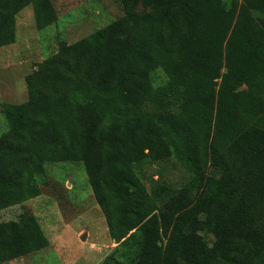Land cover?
I'll return each mask as SVG.
<instances>
[{"label":"trees","instance_id":"obj_1","mask_svg":"<svg viewBox=\"0 0 264 264\" xmlns=\"http://www.w3.org/2000/svg\"><path fill=\"white\" fill-rule=\"evenodd\" d=\"M121 1L3 110L0 210L80 160L118 243L101 264H264V0ZM30 4L54 21L52 0H0V46ZM173 156L186 183L148 189L136 167ZM48 244L35 215L0 220V264Z\"/></svg>","mask_w":264,"mask_h":264},{"label":"rangeland","instance_id":"obj_2","mask_svg":"<svg viewBox=\"0 0 264 264\" xmlns=\"http://www.w3.org/2000/svg\"><path fill=\"white\" fill-rule=\"evenodd\" d=\"M55 19L40 26L30 4L15 15L12 37L0 46V138L7 132L3 110L30 97L28 76L47 60L60 55L94 31L127 13L121 0H52ZM143 11L142 6L134 10ZM160 69L155 76L161 75ZM148 189L152 185L178 191L189 178L179 160H148L136 167ZM210 173H220L214 168ZM40 193L0 210V220L35 215L49 244L43 249L1 264H101L117 246L92 182L80 161H53L46 165Z\"/></svg>","mask_w":264,"mask_h":264}]
</instances>
